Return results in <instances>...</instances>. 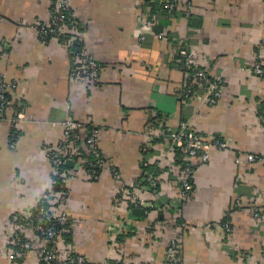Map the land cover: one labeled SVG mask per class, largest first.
<instances>
[{
  "label": "crops",
  "instance_id": "crops-1",
  "mask_svg": "<svg viewBox=\"0 0 264 264\" xmlns=\"http://www.w3.org/2000/svg\"><path fill=\"white\" fill-rule=\"evenodd\" d=\"M51 1L0 0V75L12 84L0 119V264H42L34 251L9 258L10 217L53 186L46 149L63 140L68 117L83 135L97 131L104 162L69 182L61 252L86 264H163L179 220L181 264H259L264 213L255 209L264 205V163L246 155L264 154V79L246 67L264 38L263 0H191L190 14L182 13L183 2L181 13L160 18L151 0H70L68 25L101 63L91 83L71 77L64 43L42 39L32 26L48 18ZM180 48L223 77L217 103L181 96ZM182 122L226 147L196 166L191 197L178 201L179 165L167 135ZM127 192L139 195L140 207L131 208ZM119 224L125 231L118 233Z\"/></svg>",
  "mask_w": 264,
  "mask_h": 264
},
{
  "label": "built area",
  "instance_id": "built-area-1",
  "mask_svg": "<svg viewBox=\"0 0 264 264\" xmlns=\"http://www.w3.org/2000/svg\"><path fill=\"white\" fill-rule=\"evenodd\" d=\"M52 2L53 8L49 9L48 18L32 24L33 28L41 31V35L44 37L50 36L64 43L69 53L73 52V68L70 73L73 79L85 83L96 82L101 70V63L93 57L85 44L80 45L79 50H72L79 36L77 30L65 22L64 11L70 3V0H53ZM183 2L182 13L186 15L190 14L193 6L191 0H164V7L170 10H177ZM159 35L164 36L163 32H160ZM178 53L183 59L185 69H190L189 72L185 70L186 76L182 87L184 97L195 96L203 103L209 105L217 103L222 96L224 86L223 77L220 75L211 76L205 68L191 67L190 65L194 57L185 51V49L180 48ZM246 71L264 79V38L261 40L258 54L250 63V66L246 67ZM2 76L0 75V100L2 101L0 103V119L4 115V106L7 103L4 94L12 87V84L5 82ZM194 82L197 83L198 89H201L200 94L196 93L197 90L193 89ZM22 117V113H17V118ZM259 119L264 126V109L259 114ZM63 126V140L59 141L58 145L54 148L48 151L46 149V155L52 164L54 174L59 176L60 185L64 188L55 190L51 185L49 190L40 197L41 206L38 209L39 216L34 223H32L33 208L18 210L11 214L10 220L12 228L9 234L12 249L9 250L10 259H20L29 251H34L42 264H66L71 261L76 264H86L83 256L67 251L61 252L59 250L61 242L60 233L63 228L60 229L58 226H65L69 221V215L66 209L69 182L78 171L83 170L84 160L79 159L77 162H74V165L71 155L78 154V149L82 146L83 151L87 155H91L90 157L93 158L92 160L95 161L96 166H101L104 158L97 148L96 130L87 131L88 135L85 140L80 123L68 117L63 122ZM167 138L169 151L175 156L177 151L181 153L178 159L175 157V162L179 165L180 173L177 199L178 201H184L192 195L193 185L191 179L196 166L200 163L207 162L212 150L214 148L223 149L226 147V143L208 134L204 135L201 132L193 130L187 122H182L177 128L171 130ZM246 157L248 162L264 163V154L249 153ZM236 162H239L238 158ZM66 163L68 167L67 169H63V165ZM52 183H54V180ZM126 194L131 208L141 206L142 199L137 193L127 192ZM236 203L238 204L239 201L237 200ZM260 209H255L256 215L261 211ZM55 222L58 226H55ZM119 226L118 233L124 229V225L119 224ZM184 227V223L175 225L176 232L165 245L163 264H181L178 249L183 238ZM222 228L225 233H230L231 227L228 220L223 223ZM33 238L38 239L39 242L37 245L34 244ZM113 245H116V248L118 247L115 239ZM108 260H110L108 264H114L112 263L114 262L112 259ZM259 264H264V256Z\"/></svg>",
  "mask_w": 264,
  "mask_h": 264
},
{
  "label": "trees",
  "instance_id": "trees-1",
  "mask_svg": "<svg viewBox=\"0 0 264 264\" xmlns=\"http://www.w3.org/2000/svg\"><path fill=\"white\" fill-rule=\"evenodd\" d=\"M53 1V0H52ZM51 1V5H50V9H52L53 8V2ZM150 6H151V11H152V14H157V15H159V14H161V17H163V16H167V15H172V14H175V13H179L180 12V10L179 9H173V10H170V9H166L165 7H164V0H151V3H150ZM160 12V13H159ZM181 13V12H180ZM156 15V16H157ZM64 18H65V22L67 23V24H69L70 22H72L73 21V19L70 17V4H68L67 5V8L65 9V11H64ZM157 17H159V16H157ZM160 18V17H159ZM158 18V19H159ZM71 24H75V22H73V23H71ZM159 28V27H158ZM36 31H37V33L42 37V39H48V38H51L50 36H46V37H44V36H42L41 35V31H39L38 29H35ZM61 38H63V37H61ZM68 38V37H67ZM83 43H82V41H81V39H80V37L78 38V40H77V42H75V45H74V47H73V49L72 50H79V47H80V45H82ZM65 45V44H64ZM70 57H72L73 58V52H70ZM191 67H200V68H204V67H202V66H200V65H198L196 62H195V60L193 59V62H192V64L190 65ZM190 71V69H185V67H184V71ZM193 89L194 90H198V87H197V83L196 82H194L193 83ZM9 92L7 91V92H5V94H4V97H5V99L7 100L6 102H8L9 101V94H8ZM181 93H182V91H181ZM181 96H183V98H185L184 97V95H183V93L181 94ZM188 98H190V97H188ZM2 101L0 100V103H1ZM7 104V103H6ZM6 107H8V104L7 105H5L4 106V109H6ZM153 120H155L154 118H152ZM82 135V134H81ZM88 134H87V132L84 134V139L86 140V136H87ZM14 137H12V139H13ZM56 145H58V142H57V144ZM55 145V146H56ZM54 146V147H55ZM54 147H49L48 149H47V151L49 150V149H52V148H54ZM85 155V156H84ZM180 155H181V153H180V151H177V153H176V159H178L179 157H180ZM91 155H87L84 151H83V149H82V146H80V148L78 149V154H75V155H71V158H72V162H73V164H74V162H77L79 159H82L83 157L85 158H88V160L90 159L91 160V162H92V165H91V163H86L85 164V162H87L86 161V159H84V165H83V169H85L86 171H88V172H92V171H94V173H97L98 172V170H99V168H100V166H96L95 165V161L94 160H92L93 158H91L90 157ZM90 157V158H89ZM71 162V163H72ZM67 167H68V164L66 163V164H64L63 165V169H67ZM157 172H159V171H157ZM53 177V180H54V183H53V188L55 189V190H59V189H62V188H64L62 185H60V182H59V176L58 175H53L52 176ZM191 181H192V179H191ZM41 206V204H40V199L38 200V202L34 205V207H33V215H32V223H34V221H36L37 220V217L39 216L38 215V209H39V207ZM259 208H263L262 209V211H261V213H264V205H263V207H259ZM42 219H44L43 217H41ZM177 221V222H176ZM175 222H176V224L177 223H180L181 224V222L182 221H179V220H175ZM56 223V222H55ZM68 224H69V221L65 224V226H58V224L56 223L55 224V226H58L60 229H64L66 226H68ZM180 249H181V243H180V248L178 249L179 251H178V255L181 257V253H180ZM109 263V262H108ZM112 263H114V264H119V263H117V262H112ZM66 264H76L75 262H67Z\"/></svg>",
  "mask_w": 264,
  "mask_h": 264
},
{
  "label": "water",
  "instance_id": "water-1",
  "mask_svg": "<svg viewBox=\"0 0 264 264\" xmlns=\"http://www.w3.org/2000/svg\"><path fill=\"white\" fill-rule=\"evenodd\" d=\"M70 165V164H69Z\"/></svg>",
  "mask_w": 264,
  "mask_h": 264
}]
</instances>
